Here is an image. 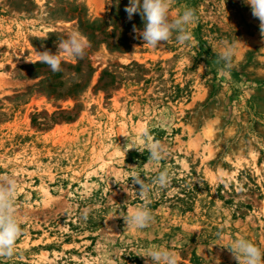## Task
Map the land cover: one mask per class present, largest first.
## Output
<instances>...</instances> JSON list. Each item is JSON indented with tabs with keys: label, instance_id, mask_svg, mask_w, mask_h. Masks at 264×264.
Returning <instances> with one entry per match:
<instances>
[{
	"label": "rangeland",
	"instance_id": "obj_1",
	"mask_svg": "<svg viewBox=\"0 0 264 264\" xmlns=\"http://www.w3.org/2000/svg\"><path fill=\"white\" fill-rule=\"evenodd\" d=\"M129 0H0V177L15 180L22 234L0 264H145L149 249L179 264H238L222 246L244 237L264 252V39L243 0H172L198 21L192 39L153 48L134 38ZM83 59L36 62L69 32ZM226 44L229 69L217 62ZM146 128L168 149L140 152ZM131 148V149H129ZM128 149V150H127ZM172 176L166 189L152 183ZM151 186L147 200L131 176ZM147 203L144 229L128 209Z\"/></svg>",
	"mask_w": 264,
	"mask_h": 264
},
{
	"label": "clouds",
	"instance_id": "obj_2",
	"mask_svg": "<svg viewBox=\"0 0 264 264\" xmlns=\"http://www.w3.org/2000/svg\"><path fill=\"white\" fill-rule=\"evenodd\" d=\"M244 4L250 7L252 16L259 20V28L262 39H264V0H243ZM119 0H117V5ZM172 0H129L125 7L128 19L131 20L139 14L143 21V30L133 25L134 38L144 41V45L153 48L168 43L175 33V39L180 45H184L192 39L189 26L198 21L196 11L186 8L182 14L176 18H170L169 8ZM90 46L87 37L78 31L69 32L66 39H62L57 44V52L48 50L37 52L36 62L44 63L53 72L61 70V63L65 57L83 59L86 50ZM236 48L234 44H226L218 53L217 62L223 63L224 69H229L232 65ZM138 135L142 137L137 143L133 141V146L140 152L149 153L148 163L159 165L168 155V149L159 141L153 140L146 128H141ZM129 148V149H131ZM128 150V149H127ZM131 180L134 185H139L138 195L147 200L151 192V186L145 180L133 174ZM172 176L168 169L158 171L152 183L161 189H166L171 183ZM17 184L15 180L8 177H0V257H11L14 254L15 244L22 234L20 222L16 215L15 196ZM127 227L144 229L150 225L154 219L147 203L137 208L128 209L127 216L123 217ZM227 248L238 264H264V252L249 239L238 237L228 245H221ZM145 257V264H179L178 256L164 248H151Z\"/></svg>",
	"mask_w": 264,
	"mask_h": 264
}]
</instances>
